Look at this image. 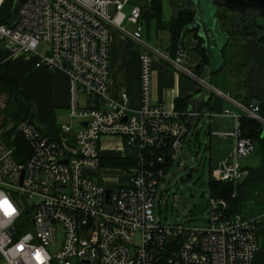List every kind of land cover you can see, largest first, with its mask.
Returning a JSON list of instances; mask_svg holds the SVG:
<instances>
[{"label":"built area","instance_id":"1","mask_svg":"<svg viewBox=\"0 0 264 264\" xmlns=\"http://www.w3.org/2000/svg\"><path fill=\"white\" fill-rule=\"evenodd\" d=\"M127 1L22 0L12 23L0 22V48L6 58L65 72L67 117L78 123L69 150L34 121H21L16 128L29 148L22 160L0 138V193L17 210L12 215L0 212V259L5 264H37L34 253L40 250L45 264H252L264 211L245 215L229 210L224 198L208 195L205 223L198 226L157 220L152 205L165 169L162 150L179 149L192 131L189 119L201 112L232 117L231 130L215 132L231 136L233 145L213 172L233 185L241 181L247 168L239 158L253 150V142L241 134L239 117L262 119L257 105L235 103L239 113L226 107L179 111L153 100L152 54L204 82L181 65V46L168 56L142 37L139 6L131 3L123 11ZM124 23L132 24V30ZM113 26L141 47L139 103L134 109L126 91L113 97L109 90ZM60 128L70 125L61 123ZM103 136H117L123 147H137L133 162L119 170L124 175L120 184L91 176L101 165ZM106 187L110 190L105 198Z\"/></svg>","mask_w":264,"mask_h":264},{"label":"crops","instance_id":"2","mask_svg":"<svg viewBox=\"0 0 264 264\" xmlns=\"http://www.w3.org/2000/svg\"><path fill=\"white\" fill-rule=\"evenodd\" d=\"M179 1L180 0H178V2L177 0H168L171 10L168 18H163L161 15L163 20H167L176 14L180 6H182ZM1 2L2 0H0V3ZM150 21L154 23L153 20L146 22L143 20L142 22L144 30L146 31L145 37L143 38L146 41L152 39L146 30V25ZM154 27L155 29H165L164 27H156L155 23ZM124 28L131 31L133 26L130 23H124ZM165 30L168 34V41L164 46V50H161V52L168 56H173L174 50L172 45H170L169 32L167 29ZM181 41L183 47L180 57L181 65L184 69L199 76L197 63L200 57L195 47L197 44L196 35L193 31H186L181 37ZM244 47V52L240 53V56L243 55V59L241 62L236 63L238 67L237 70L228 76L225 75V80L221 83L211 82L213 77L212 73L207 84L208 89H205V91H201L202 84L193 75L188 74L184 70L175 68L168 60L161 58L159 55L152 54L150 77L151 98L160 103H164L167 107L180 109V111L199 109L201 111L202 109L205 111L212 110L215 107L214 105H217L218 98L221 102V108L226 107L232 111H239V107H237L235 103H252L257 105L256 112L263 120L255 119L259 122L264 121V39H255L247 35L245 36ZM140 49V45L128 33H124L114 26L110 28L108 55L109 90L113 97H117L121 91H126L128 95V105L132 109L136 108L139 103L138 53ZM231 56L234 57L235 53L232 52ZM8 67L17 78L21 90H23L27 97L33 93V91L29 89L32 82L41 90V97H43L45 101L37 104L40 112L38 111L34 113V115L42 131L53 138L59 139L67 149H72L74 147L73 130L78 126V123L67 119L68 117L65 116L64 112L61 116L60 112L56 115L54 109V106H60L64 111L67 110L69 92L68 79L65 72L60 69L48 70L40 67H33L30 61L23 60L19 57L10 58ZM239 68L242 69L239 70ZM230 106L233 108H230ZM204 115L208 116L209 119L214 115L224 117V115L219 114L209 116L201 112L196 118L189 119V125L191 124L192 129L199 118ZM225 117L231 118L232 129V117L226 115ZM209 122L211 123V121H208V125H210ZM61 123H68L70 128L68 130H62L60 128ZM261 123L264 126V122ZM216 131L211 132V134L217 135L215 133ZM231 147L225 148L223 150L225 153L222 154L218 160L223 157ZM258 147L259 151L263 153L264 149L260 146ZM99 151L102 157L111 155L131 157L136 153L137 147H123L119 137L103 136L100 139ZM243 166L246 167L247 170L249 169L246 165ZM118 172L120 171L118 170ZM247 174L249 176L246 175L243 180L237 183L235 190L231 193L235 194L236 199L235 201L233 200L234 202L231 203V206L233 209L245 215H253L264 211V204H254V200H251L249 211H241V201L243 199L240 200V198L245 194L243 187L249 184L248 182L252 178V175H250L252 171L250 172L249 170ZM256 233L258 244L253 255L252 264H264V221L258 224Z\"/></svg>","mask_w":264,"mask_h":264},{"label":"rangeland","instance_id":"3","mask_svg":"<svg viewBox=\"0 0 264 264\" xmlns=\"http://www.w3.org/2000/svg\"><path fill=\"white\" fill-rule=\"evenodd\" d=\"M144 2L145 0H128L124 4L122 10L126 11L131 3L136 4L140 7L139 9H141ZM179 3L182 5L185 4L184 0H180ZM161 7L162 17L168 18L171 10L168 0H161ZM217 11L218 14L222 12L225 14L224 18L219 17V24L228 32L229 36L226 44L222 48L224 60L221 63V70L214 72L211 79V82L221 83L225 80V75L228 76L237 70L238 67L236 63L242 61L243 55L240 56V53L245 50V36H252L255 39H264V37L258 35L261 31L253 26L249 16H243L233 9L221 7L218 8ZM144 21L146 22L145 19ZM146 30L148 35L152 37V39L148 40L151 46L163 51L168 41L167 31L165 29H155L152 21L148 22ZM145 33L146 31L143 26L141 30L142 37H145ZM232 52L235 53L234 57L231 56ZM6 59V57L3 58V60ZM8 59L10 60V58ZM240 69L242 68H239V70ZM29 89L33 91L32 94L28 95L33 114L32 121L37 123L34 113L40 112L37 104L42 103L45 99L41 97V90L34 82L31 83ZM5 101V94L0 92L1 135L5 131V128H16L21 121L28 119H7L6 122L2 124V118L5 117ZM214 106V110L216 108H221L219 98L217 100V105ZM230 108L233 107L230 106ZM54 109L56 115L60 112L61 116L64 112L67 117V110L64 111L60 106H54ZM235 112L239 113L238 110H235ZM209 120L211 121V123L209 122L210 125H208ZM231 126L232 120L229 117L214 115L209 119L208 116L204 115L199 118L192 131L182 139L179 149H175L172 153L170 162L165 166L164 172L158 180L152 205V215L155 219L169 223L184 221L187 224L198 226L205 223V203L209 195V178L217 179L213 172L216 162L218 158L225 153L223 150L227 147H231L233 142L232 138L229 136L221 137L211 134V132L216 130L229 131ZM4 138L1 139L5 140ZM261 158L262 151H259L257 142H254V149L249 154L239 158V162L242 165H246L250 172L252 171V178L248 182L249 184L243 187L245 194L240 198V200L243 199L241 201V211L243 212L249 211L251 200H254V204H264V166H259ZM102 165L95 169L94 174L91 175L92 177L97 178L95 176V174H97L98 178L106 183L120 184L124 181L123 173L121 171L118 172V170L121 169L120 166H113L111 161L102 162ZM0 264H5L2 259H0Z\"/></svg>","mask_w":264,"mask_h":264},{"label":"trees","instance_id":"4","mask_svg":"<svg viewBox=\"0 0 264 264\" xmlns=\"http://www.w3.org/2000/svg\"><path fill=\"white\" fill-rule=\"evenodd\" d=\"M11 5L12 0H2V2L0 3V22L7 23L10 19ZM192 16L193 8L188 5V3L180 6L176 14L167 20H163L161 18V0H145L142 8L140 9V17L142 20H153L156 27H164L168 30L170 36V45H172L173 50L177 45L182 47L181 37L186 31H193V33L196 35L195 27L189 26ZM196 39L197 44L195 47L200 57L199 62L197 63V71L200 72L203 65L207 62V57L204 53L203 46L201 45V38L196 35ZM5 55V51L0 48V92L4 93L6 96L4 106L5 117L2 118V124L6 122L7 119L18 120L21 118H28V120H32L33 114L29 98L25 93L22 92L16 77L8 68L9 59L7 58L6 60H3V58H5ZM221 55L223 57L222 52ZM220 70L221 67L216 72ZM239 129L242 135L248 136L252 140L253 148L255 141L257 142L258 146L264 149V126L261 122L253 117L241 115L239 117ZM0 138L5 139L3 141L12 148L13 156L18 160H22L26 156L27 151H29L26 141L23 139L20 132L16 128H5L3 134H0ZM162 151V154L165 156V160L163 161L162 166L165 168V166L170 162L172 152L168 150ZM133 160L134 159L132 157L111 155L108 157H101L100 162L102 163L111 161L113 163V166L117 165L120 167H125L128 164H131ZM261 165L264 166V151L262 153L261 162L259 163V166ZM247 173H249V170H247ZM246 175L244 176V178L246 177ZM236 185L237 184L233 185L228 181L209 178V195L224 198L228 204L229 210L237 211L231 206V203L236 200L235 194H231L235 190Z\"/></svg>","mask_w":264,"mask_h":264},{"label":"water","instance_id":"5","mask_svg":"<svg viewBox=\"0 0 264 264\" xmlns=\"http://www.w3.org/2000/svg\"><path fill=\"white\" fill-rule=\"evenodd\" d=\"M22 0H12L11 17L8 23H12L18 4ZM193 8V16L189 26L195 27V33L202 40L207 62L199 72L202 81L208 83L211 74L220 69L223 57L221 48L228 39L227 31L219 24V18L215 14L217 8L233 9L243 16H249L251 23L257 29L263 30L264 36V0H184ZM208 89L204 83L201 91ZM85 121H82L84 124ZM186 132L182 134L184 136ZM65 162V159H61ZM110 188L106 187L104 196L107 197Z\"/></svg>","mask_w":264,"mask_h":264},{"label":"clouds","instance_id":"6","mask_svg":"<svg viewBox=\"0 0 264 264\" xmlns=\"http://www.w3.org/2000/svg\"><path fill=\"white\" fill-rule=\"evenodd\" d=\"M16 211L9 198L3 193H0V212H3L5 215H12ZM34 258L37 260V264H45L46 258L40 250L34 253Z\"/></svg>","mask_w":264,"mask_h":264},{"label":"flooded vegetation","instance_id":"7","mask_svg":"<svg viewBox=\"0 0 264 264\" xmlns=\"http://www.w3.org/2000/svg\"><path fill=\"white\" fill-rule=\"evenodd\" d=\"M218 9V8H217ZM217 9L215 10V14H216V16L219 18V17H222V18H224L225 17V14H224V12H222V13H220V14H218V11H217ZM220 15V16H219ZM257 29V28H256ZM258 30H260L261 32H259L258 33V35H261L262 37H264L263 36V30H261V29H258ZM224 47V46H223ZM222 47V48H223ZM222 48H221V52H222Z\"/></svg>","mask_w":264,"mask_h":264},{"label":"bare ground","instance_id":"8","mask_svg":"<svg viewBox=\"0 0 264 264\" xmlns=\"http://www.w3.org/2000/svg\"><path fill=\"white\" fill-rule=\"evenodd\" d=\"M204 82V81H203ZM205 84H208V83H206V82H204Z\"/></svg>","mask_w":264,"mask_h":264}]
</instances>
